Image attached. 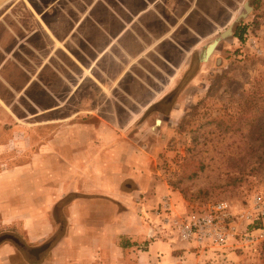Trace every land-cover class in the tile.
Wrapping results in <instances>:
<instances>
[{"label":"rangeland","instance_id":"1","mask_svg":"<svg viewBox=\"0 0 264 264\" xmlns=\"http://www.w3.org/2000/svg\"><path fill=\"white\" fill-rule=\"evenodd\" d=\"M247 1L254 9L242 19L244 41L222 40L207 62L190 50L194 41L184 31L191 57L176 55L170 46L158 49L178 56L180 64L188 59L181 67L148 53L153 40L146 33L114 42L122 22L102 13L104 18L99 4L94 17L82 18L75 15L90 10L87 0H0V146L7 145L0 147V174L10 171L8 179L0 178V245L11 244L17 257L38 261L29 251L34 244L25 218L32 203L23 187L28 176L38 182L43 162L35 155L50 154L42 146L60 133L63 159L76 155L68 147L71 136L92 145L77 153L97 150L96 156L112 160L118 152L130 178H144L155 217L151 224L162 231L156 211L164 199L178 214L219 202L236 213L251 212L256 198L264 202V0ZM109 5L117 10L116 2ZM143 22L148 28V19ZM71 30H87L90 46L70 43ZM101 30H112L109 41ZM75 124L80 129H71ZM44 164L51 170L52 163ZM27 166V178L21 179V167ZM60 167L61 187L66 181L68 188L69 167L64 162ZM127 180L125 191L137 187ZM45 189L55 188L49 183ZM154 197L159 201L153 207ZM73 199L66 195L53 205L50 216L61 228L35 245L52 247L64 232ZM263 225L257 220L241 228ZM202 253L211 264H264V241L248 245L237 238Z\"/></svg>","mask_w":264,"mask_h":264},{"label":"crops","instance_id":"2","mask_svg":"<svg viewBox=\"0 0 264 264\" xmlns=\"http://www.w3.org/2000/svg\"><path fill=\"white\" fill-rule=\"evenodd\" d=\"M87 1L91 5L90 10H86L85 15L75 16L92 18L98 11L96 5L99 4L101 14L104 13L107 18H117L122 22V28L115 30L114 42L120 41L126 35L135 36L146 33L153 40L148 53L153 51L167 65L181 67L187 64L188 59L180 64L176 62L178 56L191 57L193 55L192 52L189 56V45L183 38L182 31L188 35L186 37L194 41L193 46L189 47L190 50L198 53L200 49H204L215 40L220 39L215 50L217 51L222 40H225L221 39V35L225 31L231 29L233 35L229 37H234L235 30L242 23V20L237 22V18L240 16L244 4L248 2L250 6L252 5L247 0ZM113 2L117 4L116 11L109 5ZM240 2H243L241 7L238 6ZM253 9L254 7H252ZM104 14H102L103 17ZM125 18L132 20L131 23H126ZM146 19L149 23L148 28L144 26L143 22ZM101 32L109 41L108 38L112 30H101ZM86 33L87 30H71L69 33L70 43L75 44L83 40L86 45L90 46L91 41L87 38ZM210 37H214V39L207 46H203ZM167 46L173 48L172 50L178 56L174 57L173 54L171 58L161 51L158 52V49ZM104 51L101 57H104L108 47ZM199 57L201 59V56ZM73 127L71 128L73 130L79 128L77 124ZM60 135L61 133L50 139L47 144H43L42 147L48 148L50 154L37 153L35 155V160H38V163L43 162L39 166L41 170L38 174L40 173L41 176L38 177V182L35 184L30 182V179L34 178L32 176L24 177V174L28 173V166L21 167L20 175L22 174L21 179L27 178L23 189L26 190L28 198H31V201L27 202L32 203L31 208H27L29 213L25 218L29 244H34L29 247L36 248L40 244L35 245V243L41 242L50 234L59 232L61 225L54 221L50 212L53 205L63 197L73 194L74 199L68 204L66 218L62 226L64 232H61L56 242L46 251L47 253L45 252L44 258L35 262L22 259V256L17 257L11 244H1L0 264H211L207 260L208 257L194 249L192 244L180 241L175 234L162 231L158 226L154 227L151 224L155 217L149 211L152 208L150 191L144 194L146 185L143 177L142 181L139 177L130 178L132 171L125 166V162L116 159L118 152H115L112 160H105L101 155L96 156L97 150L96 152L90 151V153L83 150L77 153L78 149L92 145L88 144L86 140L80 142L79 139L71 136L67 140L68 147L77 149L76 155L63 159L61 151L63 141ZM26 143L28 146L33 144L30 136ZM6 146L5 144L0 147ZM69 152L72 153L73 150H69ZM112 154L114 155V152ZM46 160L48 164L52 163L51 170L45 167ZM61 162L66 163L69 167L67 171L70 176L69 180L72 181L68 188L66 181L63 183L64 187H61ZM128 162L131 161L128 160ZM9 172L0 174V178L8 179ZM49 172L52 173L51 178L46 176V173ZM50 179L52 182H46ZM127 179L134 180L133 184H136L137 187H133L131 191H125V183L130 182ZM49 183L55 189L45 191ZM12 185L14 186L13 182ZM10 194L11 192L8 190L7 197ZM42 196V200L45 201L46 197H49L50 203L42 202L40 200ZM156 199L157 197H154L153 207L159 201ZM13 205L11 204L10 207L12 208Z\"/></svg>","mask_w":264,"mask_h":264},{"label":"built area","instance_id":"3","mask_svg":"<svg viewBox=\"0 0 264 264\" xmlns=\"http://www.w3.org/2000/svg\"><path fill=\"white\" fill-rule=\"evenodd\" d=\"M162 208L156 211L163 229L173 233L180 241L193 245L205 252L225 247L232 239L239 238L248 245L264 241V225L251 230L242 224L257 220L264 221V202L255 199L251 212H238L227 202H219L203 211L178 214L173 211L169 200L164 199Z\"/></svg>","mask_w":264,"mask_h":264},{"label":"water","instance_id":"4","mask_svg":"<svg viewBox=\"0 0 264 264\" xmlns=\"http://www.w3.org/2000/svg\"><path fill=\"white\" fill-rule=\"evenodd\" d=\"M252 11V7L250 6V4L247 2L244 4V8L240 14V16L237 18V22L241 21L243 18H245L250 12ZM232 30L228 29L227 31H225L222 35H221V39H226L229 36H232ZM220 42V39L215 40L214 42H212L211 44H209L206 48H202L198 51V55L201 56V59L203 62H207L210 57L212 56V54L214 53V51L216 50L218 44ZM161 124V120H157L156 121V126H160Z\"/></svg>","mask_w":264,"mask_h":264},{"label":"flooded vegetation","instance_id":"5","mask_svg":"<svg viewBox=\"0 0 264 264\" xmlns=\"http://www.w3.org/2000/svg\"><path fill=\"white\" fill-rule=\"evenodd\" d=\"M53 236H55V234H52ZM51 247L50 243L47 242L45 244H40L38 247L36 248H30V254L35 257L38 261H40V257L43 254V252L48 251V248ZM42 253V254H41ZM35 262V261H34Z\"/></svg>","mask_w":264,"mask_h":264},{"label":"trees","instance_id":"6","mask_svg":"<svg viewBox=\"0 0 264 264\" xmlns=\"http://www.w3.org/2000/svg\"><path fill=\"white\" fill-rule=\"evenodd\" d=\"M247 33V26L242 23L238 25L237 30H235L234 36L240 41H244L245 34Z\"/></svg>","mask_w":264,"mask_h":264}]
</instances>
